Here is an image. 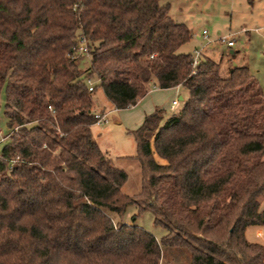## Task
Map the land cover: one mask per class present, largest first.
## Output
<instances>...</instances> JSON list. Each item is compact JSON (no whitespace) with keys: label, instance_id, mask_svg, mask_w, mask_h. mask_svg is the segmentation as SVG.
I'll use <instances>...</instances> for the list:
<instances>
[{"label":"trees","instance_id":"obj_1","mask_svg":"<svg viewBox=\"0 0 264 264\" xmlns=\"http://www.w3.org/2000/svg\"><path fill=\"white\" fill-rule=\"evenodd\" d=\"M163 1L0 0V264H264L263 91L247 66H194L181 51L192 34ZM175 87L180 109L127 131L141 174L131 197L93 139V94L125 110ZM131 205L167 234L114 223Z\"/></svg>","mask_w":264,"mask_h":264},{"label":"rangeland","instance_id":"obj_2","mask_svg":"<svg viewBox=\"0 0 264 264\" xmlns=\"http://www.w3.org/2000/svg\"><path fill=\"white\" fill-rule=\"evenodd\" d=\"M169 15L177 23L184 24L191 32L192 39L181 51L192 52L203 47L202 56L209 57L220 64L224 75L228 69L247 66L250 73L258 81L264 94V0H169ZM206 31L209 44L202 38ZM229 37L234 46L218 42L222 37ZM78 67L85 70L89 65L88 57H79ZM94 112L111 113L107 115V123L95 124L92 136L99 148L112 160L116 168L127 174V181L121 190L133 197L140 189L141 174L139 164L131 157L136 155L133 138L124 130L123 125H116V113L110 108L101 89L93 94ZM171 102V100H170ZM174 109H166L170 115L181 108L177 101ZM171 105V103H170ZM4 92L0 93V153L6 140L1 141L8 133L7 121L4 117ZM140 204V203H137ZM264 202L261 203V206ZM114 223H127L139 226L160 240L167 230L155 222L150 210L139 212L136 205L129 206L121 218L111 215ZM247 240L261 242L256 229H247Z\"/></svg>","mask_w":264,"mask_h":264},{"label":"crops","instance_id":"obj_3","mask_svg":"<svg viewBox=\"0 0 264 264\" xmlns=\"http://www.w3.org/2000/svg\"><path fill=\"white\" fill-rule=\"evenodd\" d=\"M180 97H182V99H184L185 97V93L180 87H175L170 89L153 88L143 98H141L134 106L128 109L115 110L111 105L110 108L113 110V113H116L118 117L117 119H115V124L116 125L121 124L124 126L125 131H131V130H136L138 127H140L141 124L143 123L144 118L147 115L152 114L156 109L162 110L164 119H166L168 117V115H165L166 109H171L173 101H179ZM99 113L108 115V113L110 114L111 111H109L108 113H104V112H99ZM255 229L257 236L260 238L262 242V236L260 230L257 228Z\"/></svg>","mask_w":264,"mask_h":264},{"label":"built area","instance_id":"obj_4","mask_svg":"<svg viewBox=\"0 0 264 264\" xmlns=\"http://www.w3.org/2000/svg\"><path fill=\"white\" fill-rule=\"evenodd\" d=\"M201 36L206 41V43H205L206 45L211 42L208 40V36H207L206 31H203ZM218 42L226 44L229 48H231L234 45L233 41L229 40L228 36L222 37ZM202 50H203V47H201L200 49H195L192 52V60H193L194 66L197 65L198 62L200 61L201 56H202ZM73 53H74L75 58H77L81 55L87 56L88 52H87V48H86V43H85L83 38L79 39L77 47L73 48ZM86 83L89 87V91H92L94 82L91 79H87ZM177 104H178L177 101H173L171 109H174V106H176ZM49 110H51L50 107H49ZM95 118H96L95 124L107 123V114L96 113ZM4 139L6 140V137L2 138L1 141H4Z\"/></svg>","mask_w":264,"mask_h":264},{"label":"water","instance_id":"obj_5","mask_svg":"<svg viewBox=\"0 0 264 264\" xmlns=\"http://www.w3.org/2000/svg\"><path fill=\"white\" fill-rule=\"evenodd\" d=\"M179 101H180V102H182V101H183L182 97H180Z\"/></svg>","mask_w":264,"mask_h":264}]
</instances>
